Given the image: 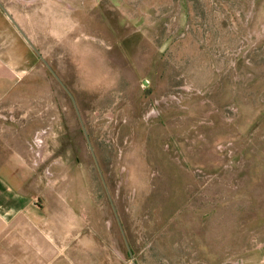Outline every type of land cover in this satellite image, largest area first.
<instances>
[{
  "label": "rangeland",
  "instance_id": "1",
  "mask_svg": "<svg viewBox=\"0 0 264 264\" xmlns=\"http://www.w3.org/2000/svg\"><path fill=\"white\" fill-rule=\"evenodd\" d=\"M0 1V264H264V0Z\"/></svg>",
  "mask_w": 264,
  "mask_h": 264
},
{
  "label": "crops",
  "instance_id": "2",
  "mask_svg": "<svg viewBox=\"0 0 264 264\" xmlns=\"http://www.w3.org/2000/svg\"><path fill=\"white\" fill-rule=\"evenodd\" d=\"M12 17L18 24V20ZM13 27L15 28L0 8V102L8 101L10 95L18 90L16 87L20 79V60L24 57L22 45L25 46V40ZM4 180L6 181L0 177V218L7 220L10 214L19 211L24 204L20 205V193L11 185L5 184Z\"/></svg>",
  "mask_w": 264,
  "mask_h": 264
},
{
  "label": "water",
  "instance_id": "3",
  "mask_svg": "<svg viewBox=\"0 0 264 264\" xmlns=\"http://www.w3.org/2000/svg\"><path fill=\"white\" fill-rule=\"evenodd\" d=\"M0 8L1 10L4 12V14L8 17V19L12 22V24L15 26V28L18 30V32L21 34V36L25 39V41L30 45V47L33 49V51L36 53V55L41 59V61L46 65V67L48 68V70L52 73V75L55 77V79L58 81V83L63 87V89L66 91V93L68 94V96L70 97L72 103L74 104V107H75V110H76V113L78 115V118H79V121H80V124L82 126V130H83V133H84V136H85V139L87 141V144L89 146V149L92 153V156H93V159L95 160L96 162V165L99 169V166H98V163H97V160H96V156L94 154V150H93V147L91 145V142H90V139H89V136H88V133H87V130L80 118V114L78 112V108L76 107V102H75V98L73 96V94L70 92V90L65 86V84L63 83V81L60 79V77L57 75V73L51 68V66L47 63V61L44 59V57L41 55V53L39 52V50L34 46V44L31 42V40L29 39V37L26 35V33L22 30V28L17 24V22L14 20V18L12 17V15L7 11L6 7L3 5V3L0 1ZM144 84H147V81H144L143 82ZM100 171V169H99ZM101 173V172H100ZM115 213V211H114ZM118 221V224L120 226V230L122 231V235H123V238H124V241L129 249V246L127 244V241H126V238L124 236V233H123V230H122V227L120 225V221L117 219ZM129 253H130V256L132 257V253L129 249ZM135 264V263H134Z\"/></svg>",
  "mask_w": 264,
  "mask_h": 264
},
{
  "label": "flooded vegetation",
  "instance_id": "4",
  "mask_svg": "<svg viewBox=\"0 0 264 264\" xmlns=\"http://www.w3.org/2000/svg\"><path fill=\"white\" fill-rule=\"evenodd\" d=\"M84 124V123H83ZM85 126V125H84ZM82 127V126H81ZM83 131V130H82Z\"/></svg>",
  "mask_w": 264,
  "mask_h": 264
}]
</instances>
